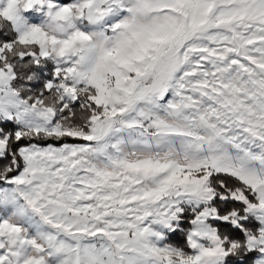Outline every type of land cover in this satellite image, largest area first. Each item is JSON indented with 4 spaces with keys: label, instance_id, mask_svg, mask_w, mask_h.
<instances>
[{
    "label": "snow or ice",
    "instance_id": "1",
    "mask_svg": "<svg viewBox=\"0 0 264 264\" xmlns=\"http://www.w3.org/2000/svg\"><path fill=\"white\" fill-rule=\"evenodd\" d=\"M0 264H264V0H0Z\"/></svg>",
    "mask_w": 264,
    "mask_h": 264
}]
</instances>
